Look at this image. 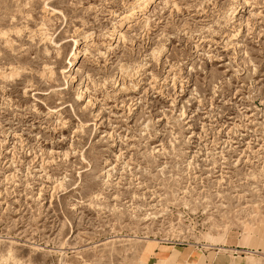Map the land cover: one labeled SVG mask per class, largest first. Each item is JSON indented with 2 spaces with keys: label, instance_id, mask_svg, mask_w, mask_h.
I'll return each instance as SVG.
<instances>
[{
  "label": "rangeland",
  "instance_id": "rangeland-1",
  "mask_svg": "<svg viewBox=\"0 0 264 264\" xmlns=\"http://www.w3.org/2000/svg\"><path fill=\"white\" fill-rule=\"evenodd\" d=\"M143 1L0 0V263L263 247L264 0Z\"/></svg>",
  "mask_w": 264,
  "mask_h": 264
},
{
  "label": "bare ground",
  "instance_id": "bare-ground-1",
  "mask_svg": "<svg viewBox=\"0 0 264 264\" xmlns=\"http://www.w3.org/2000/svg\"><path fill=\"white\" fill-rule=\"evenodd\" d=\"M160 0H144L142 3L135 5L132 9H130L129 11L126 12V14L113 26V28L109 31V35H108V44L107 45H112L111 42L115 43L118 40L119 41H125V37H123V35L121 34V30L125 27L128 26L130 23L135 22L139 17H144L147 16L146 14L151 10V8L153 7V5L158 2ZM31 7L30 2L26 1V3L24 4V8L25 9H29ZM45 11L49 10L50 7L48 5V3L45 1ZM52 9V8H51ZM238 8L233 7L232 9V14H236L237 13ZM52 12H57L56 10L52 9ZM58 13V12H57ZM62 13V12H61ZM145 24L146 26L150 25V19L148 17H146ZM4 35V34H3ZM5 35H7L5 33ZM4 35V36H5ZM92 36V35H91ZM53 41V40H52ZM118 41V42H119ZM91 42V37L90 36H85L83 37L81 40H74V46L71 50L70 53V59L68 61V65L69 63H71L70 65V70L75 68L77 66V64L79 63L80 60V56H81V49L84 48L85 45L89 44ZM53 44V43H52ZM58 45V44H57ZM111 47V46H110ZM112 50V49H111ZM165 52V47H161L160 49L157 50V57L160 56L162 53ZM155 53V51H154ZM159 58V57H158ZM10 74V73H9ZM12 74V73H11ZM4 76V75H3ZM67 85V84H66ZM83 92V91H82ZM83 157V156H82ZM84 159V158H83ZM85 160V159H84ZM109 176V175H108ZM83 203V202H82ZM81 203V204H82ZM137 238V237H136ZM148 239V238H147ZM145 240V239H144ZM65 244V243H64ZM72 244V243H71ZM175 248V247H173ZM61 250V249H60ZM65 250V249H64ZM164 252V251H163ZM62 253V258L60 260V264H70L67 260H65L66 258V252H61ZM211 254V253H210ZM203 254L199 253L196 254V257L198 258V261H203ZM177 256H172V257H163V259L168 263V264H172L175 260H177L176 258ZM189 259V258H188ZM251 261L254 260V256L250 258ZM257 260H261V259H257ZM263 260V259H262ZM2 262V261H1ZM0 264H7L6 261H3Z\"/></svg>",
  "mask_w": 264,
  "mask_h": 264
},
{
  "label": "crops",
  "instance_id": "crops-1",
  "mask_svg": "<svg viewBox=\"0 0 264 264\" xmlns=\"http://www.w3.org/2000/svg\"><path fill=\"white\" fill-rule=\"evenodd\" d=\"M251 246V245H250ZM246 245H237L235 246V249H237L241 253H237L235 249L231 248H226V252H222L221 248L216 249L217 251L212 252H202L205 255V260L204 261H198L194 255L198 253L197 251H189L188 249L184 248H178V247H170V246H165L163 244L159 245L155 249V254H154V260L156 261L155 264H168L163 257H172V256H177V260H175L172 264H222V260L218 259L221 257V254L224 253L227 262H230L232 260H237L241 257H246L249 252H253L255 254L253 255H248L245 259L247 264H264V245L263 247L258 246L256 247H250ZM225 248V247H224ZM164 251V252H163ZM235 251V252H233ZM211 253V254H210ZM231 253L240 255V257H232ZM189 256H192L191 258L188 259ZM254 256V260L251 261L250 258ZM263 259V261H259L257 259ZM200 262V263H199ZM231 264V263H230Z\"/></svg>",
  "mask_w": 264,
  "mask_h": 264
}]
</instances>
